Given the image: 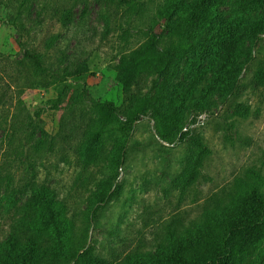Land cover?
<instances>
[{
	"label": "rangeland",
	"instance_id": "obj_1",
	"mask_svg": "<svg viewBox=\"0 0 264 264\" xmlns=\"http://www.w3.org/2000/svg\"><path fill=\"white\" fill-rule=\"evenodd\" d=\"M165 1L142 0L135 14L127 3L108 0H0V243L40 185L68 205L78 231L102 182L111 177L110 163L123 141L127 154L118 179L110 182L114 195L98 212L88 238L91 252L109 264H121L128 255L153 254L159 244L168 243L170 226L198 223L237 192L256 188L264 195V33L252 47V29L264 19V5L240 17L235 29L250 36L229 75L218 77L223 49L206 44L195 66L189 55L182 60L162 95L166 108L195 75L203 76L183 113L184 130L198 135L209 151L194 181L183 185L197 147L162 142L149 111L131 134L121 130L157 77L139 81L125 95L116 67L148 34L159 36L161 48L171 43L169 26L178 14L163 17ZM238 1L227 0L212 27L196 31L199 42L205 43L222 21L234 19ZM27 52L38 54L45 70L36 69ZM82 68L88 70L84 78L76 74ZM237 78V89L223 103ZM84 85V98L78 101ZM212 85L216 88L205 101L206 110L197 113L194 105ZM103 102L115 106L109 123L101 122L93 108ZM88 149L104 154L108 162L86 164Z\"/></svg>",
	"mask_w": 264,
	"mask_h": 264
},
{
	"label": "trees",
	"instance_id": "obj_2",
	"mask_svg": "<svg viewBox=\"0 0 264 264\" xmlns=\"http://www.w3.org/2000/svg\"><path fill=\"white\" fill-rule=\"evenodd\" d=\"M30 0H22L23 4ZM112 4L127 3L137 14L142 0H108ZM166 0L161 15L171 18L178 14L175 23L169 26L171 43L161 48L159 36L148 34L146 41L138 48L123 54L116 67V79L121 83L125 95L131 93L139 81L145 83L156 76L146 96L138 99L127 115L121 130L132 133L136 124L149 111L152 114L156 136L171 147L186 142L198 149L193 165L187 173L184 186L197 178L202 168L203 158L209 153L201 139L193 131L184 130L183 113L186 102L197 88L201 74L195 75L179 95L172 96L163 108L162 95L177 77L182 60L189 55L190 64L195 66L206 46L211 44L220 56L218 77L224 78L238 62L237 52L250 36L248 31L235 29L239 19L253 13L264 5V0H239L234 19L222 21L210 32L205 43L199 42L196 31L205 32L212 27L217 11L227 0ZM210 1L213 5L210 6ZM69 20V14L64 16ZM264 33V19L254 24L252 47L257 46ZM53 46V41L48 47ZM26 58L38 70H45L41 57L32 52ZM251 61V56L247 62ZM87 69L76 71L78 77H85ZM239 78V77H238ZM230 86L223 103L237 89L239 79ZM85 85L78 101L84 98ZM212 85L194 105L197 113L206 110L208 96L215 90ZM155 91V93H154ZM100 114V121L109 123L115 113L112 102L93 103ZM127 141H123L110 163L111 177L102 182L94 208L82 220V227L70 218L69 207L64 201H55L51 190L45 186H35L28 203L21 209V217L14 223L5 242L0 243V264H109L105 258L95 256L88 247L89 231L95 223L98 212L104 209L114 195L112 180L118 179L119 171L125 163ZM86 164L105 165L108 160L97 150L88 149ZM110 162V160H109ZM169 241L159 244L149 256L128 255L121 264H264V195L256 188L235 193L228 201L206 211L201 220L189 226L176 229L170 226Z\"/></svg>",
	"mask_w": 264,
	"mask_h": 264
}]
</instances>
